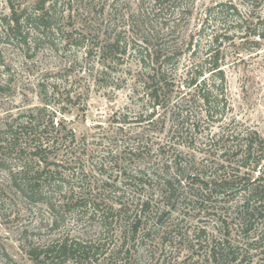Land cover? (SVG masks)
I'll return each mask as SVG.
<instances>
[{
  "label": "rangeland",
  "instance_id": "rangeland-1",
  "mask_svg": "<svg viewBox=\"0 0 264 264\" xmlns=\"http://www.w3.org/2000/svg\"><path fill=\"white\" fill-rule=\"evenodd\" d=\"M38 1L0 0V264H34V249L40 264H58L53 247L63 242L94 247L95 255L77 256V264H213L208 248L222 240L235 253L228 264H264V221L245 232L232 213L242 191L221 197L225 203L169 211L157 185L163 167L172 176L173 161L181 175L186 169L204 182L259 173L238 170L228 153L220 157L221 144L205 145L217 125L200 122L188 142L169 134L171 105L148 120L151 92H193L183 87L186 71L203 66L205 74L211 56L224 72L230 114L264 138V42L251 35L264 26V0H49L52 33L36 32L29 21L19 35L7 32L10 6L34 18ZM116 41L119 51L100 59L98 48ZM156 58L163 86L150 80ZM206 77L208 88L219 84ZM10 136L23 149L48 142L47 165L32 167L59 174L52 203L76 200L61 210L63 219L14 195L11 178L21 163ZM100 218H108L105 229Z\"/></svg>",
  "mask_w": 264,
  "mask_h": 264
},
{
  "label": "trees",
  "instance_id": "trees-1",
  "mask_svg": "<svg viewBox=\"0 0 264 264\" xmlns=\"http://www.w3.org/2000/svg\"><path fill=\"white\" fill-rule=\"evenodd\" d=\"M48 1L49 0L38 1L41 13L39 14L37 12L34 18H23L24 11L22 13H16L15 8L10 6V15L5 22L7 32L19 35L21 33V25L30 22L35 26L36 32L46 36L52 33V16L49 13V8H44ZM255 28L256 29L251 31V35L258 41L264 42V26L262 28ZM118 49L119 43L117 41L107 44L98 48V57L100 59L102 56L103 58H107L115 51L118 52ZM157 60L159 59L156 58L154 62L156 65H158ZM208 61L209 62H206L208 64V69L205 74H202L203 66L190 67L186 71L183 81L185 86L183 87L193 92H175L174 95L173 92H167V94L155 91L151 92L150 101L153 106L151 107L152 112L148 120L153 119L156 109H166L171 105L168 114L171 125L169 134L174 139L182 138L185 139V141L195 140L200 122H209L212 126L217 125V127L220 128L219 132L209 135L206 134L203 137L205 145L216 147L221 144L222 147H218V151L221 153L220 157L228 153L229 158H232L233 161H237L235 165H237L238 170H247L250 173L258 172L260 176L256 179L250 177L248 180H244V177L229 176L227 179L213 178L204 182L197 178L199 177L197 174L195 175L192 171L189 172V170L186 169L182 170L181 175L179 166H177L176 161H173V167H175V169L172 167L174 169L172 176L166 173L167 170H170V167H163V172H161L162 175L157 178V185L161 189V197L168 207H166V209H169V211H177V206L179 205H185V207L189 209L188 212L194 211L196 209L194 206H202V203L210 202L211 199H214L216 203H220V201H224L223 203H225L227 201L224 200L225 198L221 199V197H225L227 194L233 197L236 195V192L242 191L241 198L232 205V213L235 221L247 232L253 227L254 223L260 220L264 221V138H262L257 131L241 124L230 114L232 108L229 101L227 102L226 92H224V72L218 64V59L216 57L211 58L210 56ZM166 62L170 64V58H166ZM100 63L102 62L100 61ZM141 63L143 65V62ZM151 71L153 72V76H151L150 80L155 81L158 86H163L162 84L165 82L166 75L164 68L162 70V67L158 65L157 69L154 67L151 68ZM206 74H208L211 79H216L219 84H217L216 87L212 84L211 88H208ZM168 87L172 89L175 88L174 80L168 84ZM172 97L176 99L175 102L171 101ZM198 107L202 108L199 113L197 112ZM37 111L39 115L38 118H41V115H44L42 112H45V109L43 108ZM30 117H33V115ZM52 123L53 122H50V125H52ZM222 126H224V129ZM22 129H30V125L27 124V126H22ZM190 134L192 135L190 136ZM70 138L74 141L75 136L72 132H70ZM16 142L17 138L15 136H10V140L7 143L8 146L16 149V156L20 158L19 161L21 163L20 170L13 173L11 178L14 187L17 188L14 195H19L27 204L42 203L46 205L53 218L63 219L61 210L65 206L69 208V211L71 207L75 208L76 200L70 195L68 198L63 196V201L60 204L52 203L53 194L57 193L54 189L61 188V184L58 180L55 181L58 179L55 175L59 174L47 170L46 167L42 169L43 171L40 170V167H38L37 170L32 167L33 163L38 166L40 162L47 165L46 153L49 147L47 145L48 142L44 143L40 139H36L31 149L18 148V146H15ZM221 148L223 149L220 150ZM214 150L217 151V149ZM136 152L138 154L140 153V151ZM1 159V161H3V158ZM224 162L231 165V160H229V162L224 160ZM219 169H224V167L221 166ZM248 172H246V174ZM185 173L187 177L183 175ZM238 178L244 182V184L241 182V189L236 187ZM182 181H186L187 185H183ZM51 187L53 189H51ZM144 206L147 208L148 204L145 203L142 207ZM104 219V222L101 219V223H103L105 229V227L108 226V224H106L108 218ZM54 223H57V221L54 220ZM133 230L134 232L137 230V225L133 227ZM200 233L204 234L203 231ZM211 243V246L208 248V258L213 264H228V259L230 257L233 260L236 259L233 257L235 254L234 251L226 240H222L221 242L212 241ZM93 248L94 247L91 245H68L66 242L57 244L53 247V249H56L59 259L60 257L62 259L58 264H66L68 259L73 260L74 263L77 264V256L89 260L90 255H92V257L95 255V250ZM50 249H52V246L46 248L45 253L50 251ZM37 250L39 249H34L30 252V259L34 264H40L39 257L41 252ZM5 256L7 257L6 254ZM94 262V264H97L96 260Z\"/></svg>",
  "mask_w": 264,
  "mask_h": 264
}]
</instances>
